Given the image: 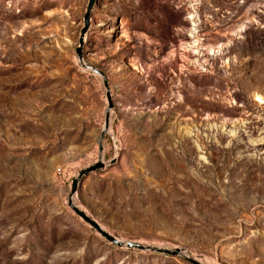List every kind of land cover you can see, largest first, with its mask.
Masks as SVG:
<instances>
[{
    "label": "rangeland",
    "instance_id": "rangeland-1",
    "mask_svg": "<svg viewBox=\"0 0 264 264\" xmlns=\"http://www.w3.org/2000/svg\"><path fill=\"white\" fill-rule=\"evenodd\" d=\"M0 0V264H264V0ZM115 158L116 162H109Z\"/></svg>",
    "mask_w": 264,
    "mask_h": 264
},
{
    "label": "water",
    "instance_id": "water-1",
    "mask_svg": "<svg viewBox=\"0 0 264 264\" xmlns=\"http://www.w3.org/2000/svg\"><path fill=\"white\" fill-rule=\"evenodd\" d=\"M95 0H89L88 6H87V11L84 16V27L81 30V35H80V41H79V46L76 49L77 57L81 63V65L87 69L93 70L95 73L100 74L103 76V72L89 64H86L84 62V57H83V46H84V36L85 33L88 30L89 23H90V12L93 7ZM104 84L105 88L107 90V99H108V108L106 112V118H105V124L104 127L101 131L100 139H99V149H100V158L99 160L91 165L88 166L82 170L79 171L78 175L73 179L72 185H71V190L68 196V205L69 207L76 213L78 214L85 222H87L90 226H92L100 235H102L106 240L109 242L119 246V247H128V248H136L139 250H145V251H152V252H158V253H163L167 255H172V256H181L184 259H186L188 262L192 264H203L199 260H197L195 257H193L191 254H189L186 250L180 248V247H175V248H168V247H159L155 245H144L138 242H133V241H123L119 240L106 230H104L100 224L91 218L86 212L82 210V208L75 202V195L78 192V189L82 183L83 177L98 171L100 169H103L106 167V163L103 159V151H104V137L107 133L110 131V119H111V111L112 108L114 107L113 101H112V96L111 92L109 89L108 81L104 79ZM116 162V159L113 158L109 163L112 165Z\"/></svg>",
    "mask_w": 264,
    "mask_h": 264
}]
</instances>
